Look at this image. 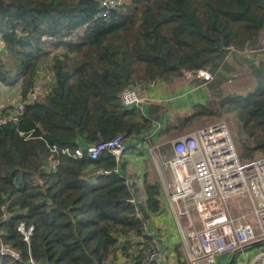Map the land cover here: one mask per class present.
Listing matches in <instances>:
<instances>
[{
	"label": "trees",
	"instance_id": "obj_1",
	"mask_svg": "<svg viewBox=\"0 0 264 264\" xmlns=\"http://www.w3.org/2000/svg\"><path fill=\"white\" fill-rule=\"evenodd\" d=\"M100 1L0 0V85L18 86L24 101L41 72L48 74L41 96L0 126V207L8 217L0 244L20 253V260L0 256V264H105L128 256L135 248L129 237L142 227L128 199L140 189L125 185L108 153L72 159L48 146L74 151L137 135L151 122L123 108L125 88L177 82L204 69L213 76L208 89L217 92L229 81V55L264 47V0H116L106 18L97 16ZM260 58L249 67L255 89L216 102L247 136L239 143L253 154L244 160L238 151L241 163L264 155ZM143 190L139 208L148 220L160 210V182L146 178ZM20 223L33 228L29 243Z\"/></svg>",
	"mask_w": 264,
	"mask_h": 264
},
{
	"label": "built area",
	"instance_id": "obj_2",
	"mask_svg": "<svg viewBox=\"0 0 264 264\" xmlns=\"http://www.w3.org/2000/svg\"><path fill=\"white\" fill-rule=\"evenodd\" d=\"M116 0H101L98 17L106 18L116 10ZM4 46L0 41V55ZM44 75L41 72L39 79ZM186 80L193 77L201 83L212 81L207 70L194 73L185 72ZM42 85H35L28 97L13 107L5 116L0 115V126L7 120L17 121L27 104H32L42 94ZM136 87H127L120 93L121 104L128 111H142L144 104L154 100L142 96ZM28 135L27 138H30ZM171 155L161 166L169 173L162 184V194L172 212L184 250L187 264H217L221 255L246 256L248 251L255 254L244 264H264V155L247 163L237 157L233 141L225 121H217L208 126L194 129L175 138L170 143ZM52 154L61 153L72 159L87 157L98 159L103 153L110 154L118 168L127 151L125 138L116 134L109 140L99 141L84 148L70 151L67 148L48 146ZM156 148H150L153 162L158 167ZM58 161L52 159L49 168L56 171ZM102 174H108L102 171ZM125 185L131 184L125 180ZM134 207V215L141 222V234H132L135 248L128 256L109 258L116 264H163L161 237L152 226V216L147 220L138 207L136 197L128 199ZM234 207L238 214H234ZM247 209V210H245ZM5 207L1 206L0 223L7 220ZM18 231L23 241L29 243L33 228L25 229L20 223ZM0 256L20 260V253L0 244Z\"/></svg>",
	"mask_w": 264,
	"mask_h": 264
},
{
	"label": "crops",
	"instance_id": "obj_3",
	"mask_svg": "<svg viewBox=\"0 0 264 264\" xmlns=\"http://www.w3.org/2000/svg\"><path fill=\"white\" fill-rule=\"evenodd\" d=\"M261 57V56H260ZM48 77L46 71H44V75L40 78V84H42ZM2 86V85H1ZM3 87V86H2ZM18 87V86H17ZM206 87V90L205 88ZM19 88V87H18ZM138 92L142 96H148L153 99V102H149L143 105L142 111L139 113L147 120H150L151 124L147 130H143L137 135L125 138V142L127 145V151L123 155L121 164L118 168V172L122 177L125 178L130 184L137 185L140 189V193L138 195L134 194L136 197V201L138 203V207L140 203L146 200V195L143 190V183L145 179L149 177L146 175L144 169L152 168L146 166V160L148 155H150V159L152 161V166H155L152 158V154L150 152V148L158 149L163 147H168L175 138L184 135L194 129L187 130V132L176 135L175 137L165 138L161 143L156 146L151 145L153 141H156L157 138L166 136L170 133L168 130L167 123L170 119L178 118L179 121L185 118H188L189 113L193 111L197 107L205 106V98L208 93V85L201 83L198 79L193 77L191 80H186L183 76L181 80L177 82H163L157 81L150 83L146 86H139ZM174 89V90H173ZM210 91V90H209ZM4 95L9 94L8 91L3 92ZM20 97V90H19ZM17 102H21V98ZM4 100V99H3ZM4 103V102H3ZM13 105H9L7 110H2V113L6 116ZM152 107H159L158 117L153 118L151 113ZM5 109L4 107H1ZM160 201V210L156 214H152V218L156 222L157 218L154 216L160 214V217L164 215V210H166V214L161 218L160 222L157 224H164V236L161 238V249L163 251V264H187L185 257L182 258L179 249L183 250L182 244L180 242V237L175 238L173 235V230L176 233L177 229L174 224V221L171 220V211L167 204L165 197L162 194L161 187V195L159 197ZM140 209V208H139ZM170 211V213L168 212ZM170 227L173 229L170 231ZM178 233V232H177ZM182 248V249H181ZM182 252V251H181ZM255 252L248 251L246 256L242 255H234V254H226L221 255L216 258L217 264H244L246 260H250ZM114 259V258H112ZM107 264H116L113 260L108 262Z\"/></svg>",
	"mask_w": 264,
	"mask_h": 264
},
{
	"label": "rangeland",
	"instance_id": "obj_4",
	"mask_svg": "<svg viewBox=\"0 0 264 264\" xmlns=\"http://www.w3.org/2000/svg\"><path fill=\"white\" fill-rule=\"evenodd\" d=\"M260 56L264 57V47L263 46L262 48L254 52H245V53H240V54H235V55H229L228 60H227V63H228L227 72L229 73V81L224 83L217 92L216 91L212 92V91H209V89H207L209 96L206 94L205 106L195 108L193 111L189 113L188 118H185L183 120L181 119L180 121L178 118L170 119L167 123L168 130H170V133H168L166 136L157 138L156 141H153L151 145L156 146L157 144L161 143L165 138L175 137L176 135H181L187 132V130L193 129V127L200 128V127L208 126L217 121H225L230 137L233 141V145L235 147L236 153L239 151V154H242L243 156H245L244 160H249L250 156L253 153L249 147L239 143L242 140L246 141L247 136L241 133L238 127L236 126L234 113L232 114L227 109L221 108L219 103H216V102H217L218 97L219 98L226 97L229 94L243 95L248 92H252L255 89V82L249 72V67L255 62H258V60L261 59ZM204 88L206 90V87ZM4 91H8L9 94L4 95L3 94ZM19 98L20 97H19L18 87L8 89L0 85V112H3L2 110H7V107L9 105L10 106L16 105L17 102L20 100ZM1 107H4L5 109H2ZM239 134L241 135V137L238 140ZM249 144H250V141H249ZM154 153L157 155L159 159L158 167H156V165L152 166L150 155H148L147 160L145 161L146 162L145 164L148 168L149 167H152V168H149V169L145 168L144 172H145V176L147 175L149 179H155L156 177L162 187V184H164V182L168 180L169 173L165 168H163V166H161L160 162L161 163L165 162L170 158L171 148L170 146L163 147V148L159 147L158 149L154 151ZM259 156L261 155L257 154L255 158ZM231 209L233 210L234 214H238L237 210L234 207H231ZM164 211L165 212L162 217H160V214L154 216V218H157L156 222L152 218V226H151L155 229V231L160 235L161 238L164 236V232H165L164 224H157V223H159L161 218L163 219V217L165 216L166 210ZM168 212L170 213V211ZM170 214H171L170 216L171 220H173L175 224V220H174V216L172 212ZM172 230L173 229L170 227V231ZM177 232L175 233L173 230L172 234L175 235V238L178 237ZM179 253L182 258L185 257L184 250L179 249Z\"/></svg>",
	"mask_w": 264,
	"mask_h": 264
}]
</instances>
